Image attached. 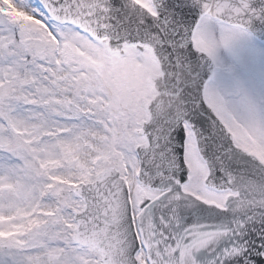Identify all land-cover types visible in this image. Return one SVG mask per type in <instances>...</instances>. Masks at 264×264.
Wrapping results in <instances>:
<instances>
[{
    "label": "snow or ice",
    "instance_id": "obj_1",
    "mask_svg": "<svg viewBox=\"0 0 264 264\" xmlns=\"http://www.w3.org/2000/svg\"><path fill=\"white\" fill-rule=\"evenodd\" d=\"M0 264H264V0H0Z\"/></svg>",
    "mask_w": 264,
    "mask_h": 264
}]
</instances>
